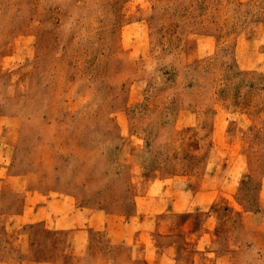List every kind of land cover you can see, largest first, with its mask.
Masks as SVG:
<instances>
[{
  "label": "rangeland",
  "instance_id": "374dc122",
  "mask_svg": "<svg viewBox=\"0 0 264 264\" xmlns=\"http://www.w3.org/2000/svg\"><path fill=\"white\" fill-rule=\"evenodd\" d=\"M0 264H264V0H0Z\"/></svg>",
  "mask_w": 264,
  "mask_h": 264
},
{
  "label": "crops",
  "instance_id": "0c3cea01",
  "mask_svg": "<svg viewBox=\"0 0 264 264\" xmlns=\"http://www.w3.org/2000/svg\"><path fill=\"white\" fill-rule=\"evenodd\" d=\"M74 215H79L78 213L77 214H75L74 212H72V216H74Z\"/></svg>",
  "mask_w": 264,
  "mask_h": 264
}]
</instances>
